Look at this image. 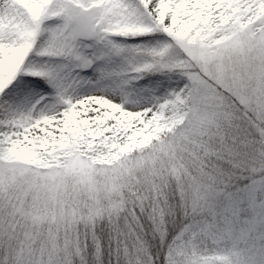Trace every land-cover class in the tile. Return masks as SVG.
I'll return each instance as SVG.
<instances>
[{"label":"snow or ice","instance_id":"obj_1","mask_svg":"<svg viewBox=\"0 0 264 264\" xmlns=\"http://www.w3.org/2000/svg\"><path fill=\"white\" fill-rule=\"evenodd\" d=\"M0 264H264V0H0Z\"/></svg>","mask_w":264,"mask_h":264}]
</instances>
